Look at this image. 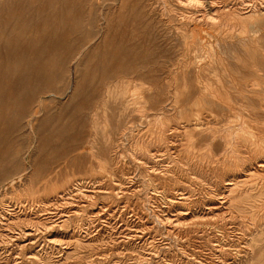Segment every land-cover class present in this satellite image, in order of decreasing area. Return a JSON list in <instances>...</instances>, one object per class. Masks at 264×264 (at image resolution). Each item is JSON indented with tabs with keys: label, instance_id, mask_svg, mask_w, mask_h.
I'll use <instances>...</instances> for the list:
<instances>
[{
	"label": "rangeland",
	"instance_id": "374dc122",
	"mask_svg": "<svg viewBox=\"0 0 264 264\" xmlns=\"http://www.w3.org/2000/svg\"><path fill=\"white\" fill-rule=\"evenodd\" d=\"M263 163L264 0H0V264H264Z\"/></svg>",
	"mask_w": 264,
	"mask_h": 264
},
{
	"label": "bare ground",
	"instance_id": "6f19581e",
	"mask_svg": "<svg viewBox=\"0 0 264 264\" xmlns=\"http://www.w3.org/2000/svg\"><path fill=\"white\" fill-rule=\"evenodd\" d=\"M195 1H198V0H195ZM197 122V121H196ZM242 127V126H241ZM245 128V127H244ZM247 129V128H246ZM245 130V129H244ZM237 131V130H236ZM244 132H246V131H244ZM248 132H250V131H248ZM258 133H260V132H258ZM233 135V134H232ZM238 136V135H237ZM250 136V135H249ZM234 138V137H233ZM254 138V137H253ZM235 140V139H234ZM240 140V139H239ZM240 143V142H239ZM245 144V143H244ZM231 147V146H230ZM156 149V148H155ZM252 149V148H251ZM253 150V149H252ZM230 151V150H229ZM237 152V151H236ZM234 153V152H233ZM252 159V158H251ZM250 161V160H249ZM248 161V162H249ZM261 162V161H260ZM257 163H259V162H257ZM264 164V163H263ZM242 167V166H241ZM257 166L255 165V168H256ZM262 167V166H261ZM253 170V169H252ZM261 170V169H260ZM244 171V170H243ZM252 172V171H251ZM248 173V172H247ZM253 173V172H252ZM239 175V174H238ZM250 175V174H249ZM227 178V177H226ZM241 179V178H240ZM236 180V179H235ZM227 182V181H226ZM228 183H229V185H230V183H231V180L230 181H228ZM235 184V183H234ZM227 187V186H226ZM224 188V187H223ZM232 189V188H231ZM228 193V192H227ZM191 196V195H190ZM216 197H217V195H216ZM217 200V199H216ZM177 201V200H176ZM175 201V202H176ZM179 202V201H178ZM221 202V201H220ZM223 203V202H222ZM216 204V203H215ZM210 206V205H209ZM178 207V206H177ZM212 208H215L216 207V205H212L211 206ZM217 211V210H216ZM180 216H182V215H180ZM34 234V232H32V231H29V232H27L26 233V235H25V237H26V243H30V244H34L36 241L33 239V235Z\"/></svg>",
	"mask_w": 264,
	"mask_h": 264
}]
</instances>
